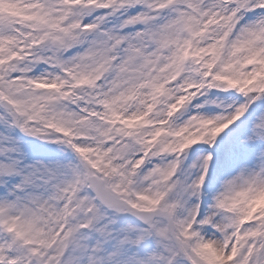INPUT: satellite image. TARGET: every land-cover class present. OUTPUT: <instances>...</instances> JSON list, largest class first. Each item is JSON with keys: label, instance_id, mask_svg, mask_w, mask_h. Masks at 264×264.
<instances>
[{"label": "snow or ice", "instance_id": "1", "mask_svg": "<svg viewBox=\"0 0 264 264\" xmlns=\"http://www.w3.org/2000/svg\"><path fill=\"white\" fill-rule=\"evenodd\" d=\"M0 264H264V0H0Z\"/></svg>", "mask_w": 264, "mask_h": 264}]
</instances>
